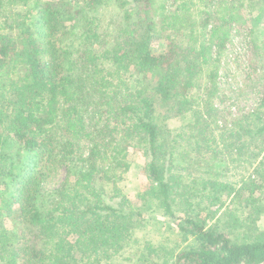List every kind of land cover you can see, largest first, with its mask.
<instances>
[{
	"label": "trees",
	"instance_id": "obj_1",
	"mask_svg": "<svg viewBox=\"0 0 264 264\" xmlns=\"http://www.w3.org/2000/svg\"><path fill=\"white\" fill-rule=\"evenodd\" d=\"M236 35L263 78L233 115L218 79ZM130 147L151 181L137 208ZM151 213L188 242L162 262L264 264V0H0V264L155 256L135 238Z\"/></svg>",
	"mask_w": 264,
	"mask_h": 264
},
{
	"label": "rangeland",
	"instance_id": "obj_2",
	"mask_svg": "<svg viewBox=\"0 0 264 264\" xmlns=\"http://www.w3.org/2000/svg\"><path fill=\"white\" fill-rule=\"evenodd\" d=\"M244 34V33H242ZM234 40L227 46L225 57L222 59V64L219 71L218 86L225 95L223 105L226 110L230 111L233 115H238L239 112L252 109L255 106L257 98V90L260 89L262 84V73L250 76L248 73L250 68L246 53L245 36L236 35ZM172 126H179V122L170 123ZM171 127V125H169ZM126 163L128 164V172L124 175L119 187L123 194L131 202L133 208H137L139 195L149 186L150 179L147 168V156L141 150L133 147L128 148ZM241 173L236 169L235 171L224 173V181L235 183L237 182L238 174ZM237 174V176H236ZM222 177V176H221ZM64 178V171H60V176L56 180L58 183ZM47 186V189L53 188ZM224 207L219 205L209 206V217L207 213L203 212V217L207 225L211 224L215 217L220 216L225 211L229 204V197L223 199ZM214 213V214H213ZM152 218H147L143 225L136 231L135 238L138 241L140 249L150 247L151 250H157L155 256L144 252L146 257L137 259V262H127V264H169L170 262H162L169 260L170 254L178 251L188 244L176 235V227L174 224L167 222L163 219L160 213H151ZM5 224L7 228L17 226L19 224L18 216L6 219ZM144 226V227H143ZM175 231V233L173 232ZM257 230L264 232V216L257 222ZM151 255L150 257H148ZM148 257V258H147ZM140 258V257H139Z\"/></svg>",
	"mask_w": 264,
	"mask_h": 264
}]
</instances>
